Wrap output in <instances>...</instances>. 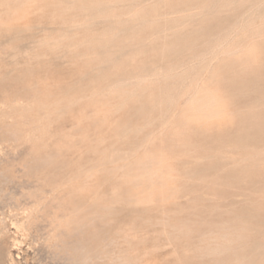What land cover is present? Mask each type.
I'll return each instance as SVG.
<instances>
[{"label": "rangeland", "instance_id": "1", "mask_svg": "<svg viewBox=\"0 0 264 264\" xmlns=\"http://www.w3.org/2000/svg\"><path fill=\"white\" fill-rule=\"evenodd\" d=\"M170 1L0 0V264H188L190 258L188 254L191 252L184 251V242L177 239L180 234L171 230L169 226L179 221L186 222V216L175 217L174 211L186 206L190 194L199 187L195 184V177L199 178L204 175L205 171H209L207 179L216 180V182H211V189L209 190L215 189L218 191L220 193L219 199L224 202H232L236 198L235 201L241 205L243 200L249 197L250 194L254 196L264 195V186L253 183H248L249 188L245 191H233V193L230 190L232 186L221 182L217 174L213 173L216 163L219 162L217 157L201 153L212 143L209 139H198L197 142L199 143L188 151L179 146L167 149L165 152L168 170L174 175L182 176L189 185L186 183L188 190L184 189V191L170 197L166 201L168 205L164 203L166 209L164 215L159 211L163 205L160 206L157 202L141 203L131 194L126 193L116 199L112 198L114 188L123 186L121 184L124 182V177L121 168L132 166L133 160L142 158L144 154L146 142L140 139L141 136L145 134L151 141L159 144L161 134L166 133L168 129H166L165 124H174L175 122L177 124L181 121V111L183 108L188 107L190 103L185 97V91L193 80H190L188 75L192 73L191 78H193L196 71L200 73V77L205 78L208 76L209 72L216 69L219 64L218 55L215 53L213 55L214 50L226 49L234 42L243 39L244 35L248 37L264 21V0H248L247 3L245 0L244 2L243 0H233L235 5L232 4L231 0L233 6L231 10L235 11L231 14V10L227 11L228 14L223 11L222 1L224 0H204L208 4L210 3L209 5L206 2H203L202 5H196V3H187L190 1H186L179 10L177 7H174V9ZM236 2L241 8L236 5ZM253 2L255 6L254 4L251 5ZM187 8H190V10ZM188 13H193L195 23ZM253 16L255 24H249ZM196 17L202 18L199 19L201 23ZM207 17L211 20L208 21ZM246 17H248L247 20H245ZM216 19L217 21H215ZM187 20L190 23L187 24ZM122 21H124L123 24ZM119 22L120 24H118ZM198 23L200 25L211 23L208 25L211 26L212 32L210 31L211 34L207 36V40L208 38V41L211 40L209 43H212L210 45L212 46V52H208L203 46L200 47L206 39L203 36L199 38L197 45L199 49L202 48L200 49L202 51H198L196 47L195 56L187 60L190 63L187 61L181 62L184 55L186 57L185 50L173 56L172 59L168 56L156 55L153 51H150L152 47L158 44L159 38L168 37L173 33L184 34L188 32L195 37H199L201 31L198 29L200 26ZM228 23L233 27H230L231 25ZM235 25L236 27H234ZM244 25L247 28H243ZM180 27L181 30L179 31ZM226 28L228 29L226 30ZM231 28H233L232 31ZM241 29L242 31H238ZM140 31L143 34L138 35ZM216 31L219 32L221 37L216 36L218 34ZM157 32L159 35H156ZM222 32L229 35L227 36L228 39ZM220 38L221 40L224 38L228 45L224 43V40L221 43ZM147 39L148 42H145ZM219 40L223 44L221 47L227 46L225 48L219 46V48ZM216 43L218 49H215L214 44L216 45ZM131 45L138 46L135 48ZM129 56H131L130 59ZM196 57L200 59L198 60ZM131 59L134 60V64L128 62ZM200 60L203 62H199ZM184 63H188L187 65L192 72H187L188 67L184 70L186 64L183 69H180ZM261 63L264 68V60ZM177 64H180V67ZM200 65L204 67L200 69ZM167 67L172 68L174 72L172 70L167 71ZM136 68L139 72H142L138 77L135 74ZM163 69L166 70L163 71ZM156 70L159 71L156 72ZM146 74L151 76H141ZM155 74L158 76H155ZM141 77L144 79H141ZM151 78H154V80H151ZM172 78L173 80L170 81ZM158 79L161 82H158ZM165 79L168 81H165ZM115 80H118L120 84L116 83ZM162 80L164 83H162ZM121 82L123 83L121 84ZM152 82L153 84H150ZM186 82L188 85L185 84ZM155 83H159L154 86L156 91L152 87ZM127 85L128 87H126ZM162 85L170 88L165 94L163 92L157 93L158 88ZM171 85L172 87H170ZM147 86L148 90L150 89L149 91ZM178 86H181V91ZM255 88L252 92H256L254 93L255 96H259L264 89V84ZM182 89L184 90L182 91ZM132 91L138 93L135 95L133 92L134 98V95L131 94ZM145 91L147 93H144ZM257 91L259 92L258 95H256ZM57 94L60 99L72 96L73 99H77L83 104L76 103L73 104L75 106H72L67 101L58 104L54 101ZM103 94H111V97L102 99ZM152 94L155 96L152 104L144 108V113L140 114V118L131 119L129 115L135 113V106H140L142 100ZM160 94L163 95L162 98ZM168 97L169 99H167ZM94 98L98 100L94 102L96 105L95 111H92L91 107L87 105ZM159 99L164 104L160 103ZM170 100H172L173 105ZM258 100L257 97L253 98L249 106L259 105L261 101ZM243 101L244 98H238L239 104L244 105ZM156 104L167 105L161 109ZM132 105L134 106L130 107ZM26 106L28 108L23 109ZM8 109L10 112L7 111ZM47 111L55 114L51 119L52 122L44 119ZM4 113L7 114L2 116ZM21 114L31 115V118L20 120ZM96 117L101 119L104 127L103 130L93 133L92 123ZM226 117L229 116L226 115L219 118V120H224ZM157 118H160V120H156ZM214 121H217V119L214 118ZM78 122L86 133L82 142L73 144V140L80 136V133L75 131ZM36 125H41L44 128L36 130L34 128ZM139 127H144L143 133L136 131ZM216 127L218 125L215 123L210 126V130H213L211 131L212 136H216L218 132ZM200 132L201 128L197 124H193V126L185 129L184 134L199 136ZM46 134L48 135L46 136ZM233 143L232 140L222 142V149L228 151L229 157L246 158L248 156L247 152L241 148L239 150L235 149ZM260 144L264 148V142ZM55 145L61 147V152H66V157L63 160H55L52 169L51 166L49 167L50 164L38 166L35 150L39 146L51 150ZM132 153H134V156L131 155ZM128 158L130 160H126ZM182 160L189 161L183 162ZM195 160H197V166L190 162ZM70 162L72 164L75 162L74 166H69ZM116 162L117 164H115ZM78 168L92 170L85 181V178L78 174ZM250 168L257 169L254 164L250 165ZM136 171L138 170H133V172ZM248 172L249 174L241 173V176L248 175L249 177L245 176V178L250 181L255 177H264V173ZM146 180V178L141 180L143 182L140 183L141 185L139 184V188L148 186L150 181ZM74 185L84 187L75 197H69L68 192ZM64 188L65 190H63ZM100 200H109L114 208L113 214L103 215L94 221H86L89 225L87 224L82 228L77 227L76 221L73 220L75 218L73 208L87 207L90 203ZM259 218L258 226L262 227L261 230H264V210L263 215ZM119 229L125 232L121 231L120 234H116V230ZM126 233L131 234V241L125 239ZM261 234V231H254L255 239H251L247 245L249 249L251 248L250 259L253 261L259 260L260 252L261 256L264 255L262 251V244L264 243L262 237L264 236ZM111 238H114V241H111ZM255 240L257 241L254 242ZM198 244L199 242H196L195 246H198ZM256 247L259 248L256 249ZM124 260L126 263H124Z\"/></svg>", "mask_w": 264, "mask_h": 264}, {"label": "bare ground", "instance_id": "2", "mask_svg": "<svg viewBox=\"0 0 264 264\" xmlns=\"http://www.w3.org/2000/svg\"><path fill=\"white\" fill-rule=\"evenodd\" d=\"M172 1H174V2L172 3ZM186 1H190L187 3L193 2V3H196V5H199V4L202 5V3L206 2L207 0L206 1H204V0H171L170 2L172 4L171 6L173 8L177 7V9L179 10V8L181 9V6L184 3H186ZM230 1L231 0L222 1L223 2L222 3L223 4L222 5L223 11H226L227 14L231 10V8L233 7L231 5ZM233 2L234 1L232 0V4L235 5L234 4L235 2L234 3ZM237 2H236V5H237ZM243 2H244V0H243ZM245 2L247 3L248 0H245ZM161 3H162V1H161ZM249 3H250V1H249ZM261 3H262V1H261ZM206 4H208V3L206 2ZM252 4H254V6H255L254 2L251 3V5ZM257 4H258V2H257ZM169 5H170V3H169ZM245 5H247V4H245ZM262 5H263V3H262ZM237 6H239V5H237ZM259 6H261V5H259ZM195 7H197V6H195ZM198 7H200V6H198ZM146 8H148V7H146ZM146 8H145V10H146ZM251 8H253V7L251 6ZM256 8H258V7L256 6ZM187 9L190 10V8H187ZM253 9H255V8H253ZM142 10H144V9H142ZM232 12H235V11L231 10L230 14ZM139 13H141V12H139ZM192 14H189V15H191L192 16L191 19L194 20V18H193L194 15H192ZM221 14H222V12H221ZM253 15H254V13H253ZM200 18H197V19L199 20ZM241 18H243V17H241ZM241 18H239V19H241ZM247 18L248 17H246L245 20H247ZM253 18H254V16L252 17V20H253ZM260 18L262 19V16ZM187 19L190 20L188 17H187ZM261 19H259V20H261ZM172 20H174V19H172ZM188 20L186 22L187 24L190 23V22H188ZM204 20H206V19H204ZM207 20L210 21L211 18H208ZM252 20H251V22H249V24H253V23L255 24V21L253 20V22H252ZM124 21H122V24ZM162 21L164 22V20H162ZM212 21H214V20H212ZM215 21H217V19ZM158 22H160V21H158ZM176 22H178V20H176ZM202 22H203V20H202ZM194 23H195V20H194ZM200 23H201V21H200ZM118 24H120V22ZM208 24H211V23H208ZM208 24H205V25L203 23L201 25L199 24L200 26L198 29H199V31H201V34L199 35V37L198 36L195 37V36L189 34L188 32H186L184 34H174L173 33L174 35L170 33L171 35H169V36L167 35L168 37L159 38L158 44H156V46L152 47L150 49V51H153L156 55H161L164 57L168 56V57H171V59H172L173 56H175L176 54H179V52H182L183 50H185L186 51V57L184 55V58L181 60V62H186L189 58H191L192 56H195L196 49L198 48L197 47L198 40L200 37L203 36V37H206V39L202 38V39H204V41H203L204 43H202L200 45V47L203 46V48L207 49L208 52H210V51L212 52L213 51L211 48L212 46H210L212 43L211 44L209 43L211 40L208 41L209 38L207 40V36L210 35L212 32L211 26H209ZM228 24H230V23H228ZM236 25L234 27H236ZM238 25H239V23H238ZM189 26H190V24H189ZM214 26H215V24H214ZM212 27H213V25H212ZM227 27H228V25H227ZM230 27H233V26L231 25ZM242 27L247 28L245 25ZM248 27L250 28L249 25H248ZM251 27H252V25H251ZM249 28H248V31H249ZM165 29H166V27H165ZM227 29L228 28H226V30ZM232 29L233 28H231V31H232ZM180 30H181V27H180L179 31ZM226 30H224V31H226ZM162 31H166V30H162ZM238 31H242V29L238 30ZM216 32L214 33L215 35H216ZM140 33H141V31L138 33V35ZM217 33L218 34L216 36L219 35V32H217ZM227 33H228V31H227ZM227 33L225 32V34H227ZM141 34H143V33H141ZM225 34L223 33V35H225ZM228 34H230V33H228ZM156 35H159V33L157 32ZM152 36H155V35H152ZM219 36L221 37V35H219ZM227 36H229V35H225L226 39H228ZM231 36H233V35L231 34ZM214 38H215V36H214ZM224 38L222 40H224ZM154 39H157V38H154ZM236 39H237V37H236ZM216 40H218V39H216ZM220 40H221V38H220ZM220 40L218 41L219 43H220ZM222 40H221V43L223 42ZM131 41H132V39H131ZM225 41L226 40H224V43H227V45H228V42L227 41L225 42ZM235 41H237V40H235ZM96 42H98V41H96ZM99 42H100V40H99ZM145 42H148V39ZM154 42H156V41H154ZM233 42H234V40H233ZM221 43L219 45L217 43H216V45L214 44V46H216L215 49H218L217 45H218V47L219 46L221 47L223 45ZM143 44H144V42H143ZM141 45H142V43H141ZM131 46H129V47H131ZM133 46H135V48L137 47L136 45H133ZM226 46H223V47L225 48ZM121 47L123 48V46H121ZM223 47H221V48H223ZM140 49H141V47H140ZM200 49H202V48H200ZM200 49L198 48L197 50L202 51ZM134 50H136V49H134ZM133 53H135V52H133ZM214 53L216 55H218V57H219L218 58L219 64H218L217 68L215 66L216 69H213V71L211 70L209 72L208 76H206L205 78H203L202 76L200 77V73L196 72V71L193 74V78H191L192 73L188 75V77H190V80L191 79L193 80V82L191 83V85L188 88H186V86H185V88L187 89L185 91V97L188 99V101L190 103H189L188 107L182 109L181 121L177 124H175L176 122L174 124H169V123L165 124L163 122L165 124L166 129L167 128L168 129H167L166 133L161 134L162 137L160 138L159 144H156V143H154V141H151L150 138H148V136H146L145 134H143L141 136L140 139L144 140L143 142H146L144 154H143L142 158H140V159L135 158L133 160L132 166H130L128 168L123 167L124 169L121 168L123 170L122 173H123V177H124V182H123V184H121L123 186L121 188H119V187L114 188L112 198L116 199L117 197H120L121 195H123V193H126V194H131L138 202H141V203L157 202V203H159L160 206L163 205L159 211H160V213H162L164 215L165 210H166L164 208V205H165L164 203H166V201L170 197H173L174 195L180 193L181 191H184V189L188 190L186 188L187 182L184 181L183 177L180 175H174L170 170H168V167L166 165V156H165L166 153L165 152L167 149H173L174 147L176 148L179 146L187 149V151H188L189 149L194 148L199 143V142H197L198 139H209L210 142L212 143V145H210L209 147L202 150L201 153L204 155H213V156L217 157V159L219 161L217 163H220V164L216 163V166L214 168L213 173L217 174V176L220 178L221 182L232 186V187L229 186L231 188L230 190L232 192L233 191L234 192L245 191L246 189L249 188L248 183H253L255 185L264 186V177H258V178L255 177V178H253V180L250 181V180L245 178V176L247 177L248 175H245L243 177L241 176L242 174H249L248 171H255L256 173H264L263 172L264 171V148H262L261 147L262 145L260 144L261 142H264V89L260 92V94L257 91L258 93L256 95L259 94V96H255L254 93H256V92H254V93L252 92V90L256 86L264 84V68H263V64L261 63V61L264 60V21L259 27H257L252 33H250V35L248 37L246 35H244V38L241 39L240 41L234 42L233 44L229 45V47H227L226 49H222V50L220 49V50H216V51L214 50L213 55H215ZM208 54H210V53H208ZM130 57L131 56H129V59H130ZM196 58H198V57H196ZM192 59H194V58H192ZM199 59L200 58H198V60ZM133 61L134 60H132V59L128 60V62L130 64L133 63ZM173 62H175V61H173ZM187 62H189V61H187ZM199 62H203V61L200 60ZM125 64H127V63H125ZM185 64L186 63H184L183 65L181 64L183 67L180 69H183L185 67L184 66ZM187 64H186V67L184 70L187 69V67H188ZM201 64H203V63H201ZM207 64H208V62H207ZM177 65H179V67H180V64H177ZM204 65L206 66V64H204ZM173 66H175V65H173ZM168 67H170V66H168ZM201 67H202V65H200V69H201ZM150 68H151V66H150ZM165 70L163 69V71H165ZM171 70H172V68H168L167 71L170 72ZM158 71L156 70V72H158ZM187 72H192L191 68L188 67ZM140 73H142V72H139L138 68H136L135 74L137 77L140 76ZM165 73H162V74L166 75ZM179 74L182 75L180 72H179ZM185 74H186V71H185ZM148 75L149 74L141 75V76L145 77ZM133 76H135V75H133ZM150 76H148V77H150ZM155 76H158V75L155 74ZM176 76H177V74H176ZM188 77H186V78H188ZM105 78H106V76H105ZM142 78L143 77H141V79ZM152 79L154 80V78H151V80ZM162 79H163V77H162ZM175 79H176V77H175ZM171 80H173V78L170 79V81ZM119 81H120V79H119ZM127 81H128V79H127ZM157 81L161 82V81H159V79ZM157 81H155V82L157 83ZM165 81H168V80L165 79ZM178 81H176V82L178 83ZM180 81H181V79H180ZM115 82L117 83L118 80L117 81L115 80ZM123 82H121V84ZM144 82L142 83L143 86H144ZM118 83L120 84V82H118ZM156 83L152 86L153 89H154L155 85L157 86L159 84V83L158 84H156ZM162 83H164V81ZM126 84H127V82H126ZM150 84H153V82ZM181 84H183V83H181ZM185 84H187V82ZM115 85H117V84H115ZM128 85H130V84H128ZM128 85L126 87H128ZM169 85H170V83H169ZM110 86H109V88H110ZM163 86L164 85H162V87L158 88L157 93L163 92L165 94V93H167V91H169V89H170L169 86H164V87ZM181 86H178V87H180L179 88L180 91H181ZM170 87H172V85ZM143 89H144V87H143ZM184 89H182V91ZM138 90H140V89L138 88ZM147 90H148V86H147ZM154 90L156 91V89H154ZM118 91H120V90H118ZM125 92H127V91H125ZM130 92H131V90H130ZM130 92H128V93H130ZM133 92L134 91H132L131 94L134 95L135 92L134 93ZM100 93H101V91H100ZM139 93H141V92H139ZM144 93H147V92L145 91ZM136 94H138V93H135V95ZM179 94H180V92H179ZM135 95L133 96V98L135 97ZM139 95L141 97L143 96L142 94H139ZM170 96H171V94H170ZM110 97H111V94H103L102 99H105V98L108 99ZM130 97H132V96H130ZM160 97L162 98L163 95L161 96V94H160ZM240 97L244 98V101H243L244 105H241L238 103V98H240ZM255 97H257L261 101V103L257 106H249V103H251L250 101H252L253 98H255ZM122 98H123V96H122ZM167 99H169V97ZM176 99H177V97H176ZM96 100H98V99H95V98L92 99L91 100L92 102L89 103V105H87L88 107H91L92 111H95L94 109H95L96 105L94 104V102ZM125 100H127V99H125ZM154 100H155V96L153 94L144 98L142 100L143 102L141 103L140 106H137V107L135 106V108H134L135 113H132L131 115H129L130 118L133 119L135 117H139L140 114L144 113V108L146 106L152 104V102ZM54 101L58 102V104L63 102V101L64 102L67 101L68 103L72 104V106H75L73 104H76V103L79 105L83 104L79 100L73 99L72 96H67L64 99H60V98H58V94L55 96ZM159 101H160V99H159ZM159 101H157V102H159ZM161 102L162 101H160V103ZM41 103H43V102H41ZM162 103L164 104V102H162ZM170 103L172 104V100H170ZM163 104H162V106L158 105V104H156V105H157V107L162 109L163 107H165L167 105V104H165V105H163ZM246 104H248V105H246ZM24 105H25V103H24ZM172 105H171V107H172ZM178 105H179V103H178ZM22 106H20V107H22ZM32 106L34 107V105H32ZM133 106L134 105H132L130 107H133ZM11 107H13V106H11ZM27 108L28 107L26 106V108H23V109H27ZM13 109L15 110V108H13ZM168 109H167V112L169 113ZM60 110H59V112H60ZM7 111H9V109ZM15 112H17V111H15ZM174 112H175V110H174ZM6 114L4 113V114H2V116L6 115ZM226 115L229 117L228 118L226 117L224 120H219V118L225 117ZM54 116H55V114L53 112L47 111V113H45L44 119L46 121H49ZM165 117H166V115H165ZM23 118H31V115L21 114L19 119L22 120ZM214 118H216L217 121H214ZM6 120H8V119H6ZM156 120H160V118L159 119L157 118ZM9 121H11V120H9ZM51 122H52V120H51ZM147 123H149V122H147ZM152 123H153V121H152ZM214 123L216 125H218V127H216L217 131H218L216 136H212L211 131H213V130H210L211 129L210 126ZM158 124H159V122H158ZM193 124H197L198 127L201 128V132H200V134H198L199 136H197V135L196 136L185 135L184 134L185 129L188 128L189 126H193ZM92 126H93V128H92L93 133L98 132V130H103V127H104L103 123L99 117H96L94 119ZM34 128L36 130H42L44 127H42L41 125H36ZM135 129H137V128H135ZM152 129H150V130H152ZM75 131L79 132L80 136H77L73 140V142H72L73 144H77L78 142H82L84 140L85 133H86L84 131V128L82 127V125L79 122L77 123V125L75 127ZM136 131L138 133H143L144 127H139ZM129 132H131V131H129ZM233 133H236V134L233 136L232 135ZM48 134H46V136ZM150 136H151V134H150ZM56 138H58V137H56ZM31 140H33V139H31ZM226 140H228V141L232 140V142H234L233 144L235 146V149L237 148L239 150L241 148V149L245 150L247 152L248 156L246 158H237L234 156L229 157L228 151L222 149L223 148L222 142H225ZM34 141H35V139H34ZM160 145H161V147H159ZM206 145L208 146V144H206ZM53 147H54L53 149L49 150L46 147L39 146L35 150V158L37 159L38 166H44L46 164H50L49 167L51 166V169H52L53 164L55 163V160L56 161L63 160L66 157V155H67L66 152H64V151L61 152L60 151L61 147L59 145H55ZM141 148H143V147H141ZM197 149H198V147H197ZM138 150H140V149H138ZM131 155L134 156V153H132ZM184 158H186V157H184ZM126 160H130V159L128 158ZM206 160H208V159H206ZM182 161L188 162L189 160H182ZM190 162H192L191 164H194V166L198 165L197 160L190 161ZM74 163L75 162H73V164H72V162H70L69 166L70 165L74 166ZM129 163H131V162H129ZM115 164H117V162ZM252 164H254L255 168H257V169L250 168V165H252ZM86 165H88V164H86ZM125 166H126V164H125ZM121 169H119V170H121ZM134 169H137L138 171L133 172ZM209 170H210V168H209ZM77 171L81 177L85 178L84 179V181H85L86 177L89 175V173L92 170L88 171L86 169L84 170V169L78 168ZM208 172L209 171H207V172L205 171L203 176H201L199 178L198 177L194 178V180H196V182L194 181L195 184L199 187L194 189L193 192L190 194V197L185 204L186 206L180 207L179 209L174 211L175 217L176 216H182V215L186 216V218H187L186 222L184 223L182 221H179L178 223L171 224L169 226L171 230L176 231L180 234L179 236H177V239L181 242H184V244H185V246L183 247L184 251H190L191 252L190 254H188V256L190 257L188 264H264V255L261 256L260 255L261 252H260V254H259L260 257H258L259 260L256 259L253 261L250 259L251 258L250 257V255H251L250 249L251 248L249 249L247 247L248 242H250L251 239L252 240L255 239V237H254L255 235H253L254 231L255 232H256V230L261 231L262 232L261 235L264 236V230H261L262 227L258 226L259 222H260L259 217L261 215H263V210H264V195L261 196L259 194V196H257V195L254 196V195L250 194L249 197H247L243 200L241 205H239L237 203V201H235L236 198L233 201L231 200L232 202H224V201L219 199L220 193L218 191H216L215 189H213L212 191L209 190V189H211L210 184L213 181V179H212V177H211L212 181L209 178L207 179V177L209 175ZM143 178H146L147 179L146 181L149 180L150 183L148 184L147 187L139 188V184L144 181L143 180L141 182V180ZM185 180H187V179H185ZM72 182H73V180H72ZM213 182H216V180ZM187 184L189 185V183H187ZM83 187L84 186H82V185L72 186V188L68 192V196L69 197H75V195H77V193L80 192L83 189ZM57 188H59V187H57ZM63 190H65V188ZM250 193H252V192H250ZM166 205H168V204L166 203ZM248 206H249V208H247ZM113 210H114V208L109 203V200L108 201L107 200H102V201L100 200V201L90 203L89 206H87V207H82V208L81 207H75V208H73V212L75 215V218H73V220L76 221L77 227L82 228L88 224L86 221H94L97 218H100L106 214L111 215L114 212ZM157 211H158V209H157ZM166 214H167V212H166ZM166 214H165V216H166ZM168 215L170 216V214H168ZM67 216H69V215H67ZM63 219H64V217H63ZM180 219H181V217H180ZM121 231L125 232L124 230L119 229V230H116V234H120ZM262 238L264 239V237H262ZM125 239L131 241V239H132L131 234L126 233ZM121 240H123V239H121ZM111 241H114V238H111ZM256 241L257 240H255L254 242H256ZM196 242H199L198 246H195ZM254 242H253V244H255ZM263 244H262V246L264 248ZM259 246H260V244H259ZM262 246H260V247H262ZM249 247H251V246H249ZM257 248H259V247H256V249ZM263 248H262V251L264 252ZM256 249H254V250H256ZM247 257H249V258L247 259ZM124 263H126V261ZM128 264H130V263H128Z\"/></svg>", "mask_w": 264, "mask_h": 264}]
</instances>
